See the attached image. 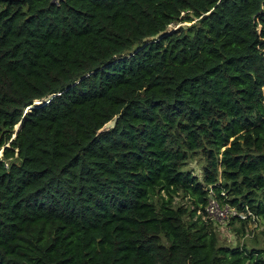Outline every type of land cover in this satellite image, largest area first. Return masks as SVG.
<instances>
[{
	"label": "trees",
	"instance_id": "trees-1",
	"mask_svg": "<svg viewBox=\"0 0 264 264\" xmlns=\"http://www.w3.org/2000/svg\"><path fill=\"white\" fill-rule=\"evenodd\" d=\"M0 152V264H264V0H0Z\"/></svg>",
	"mask_w": 264,
	"mask_h": 264
},
{
	"label": "rangeland",
	"instance_id": "rangeland-1",
	"mask_svg": "<svg viewBox=\"0 0 264 264\" xmlns=\"http://www.w3.org/2000/svg\"><path fill=\"white\" fill-rule=\"evenodd\" d=\"M188 24V22L175 23L169 25L167 29L171 30L178 26H186ZM185 168L190 169L191 172L196 176H200V162L196 158L187 162ZM218 206L220 205L218 204ZM205 212L206 215L213 221L211 224L218 235L219 243L233 245L244 242L247 246H261L263 244L264 234L261 233V230L264 229V227L262 225V221L257 222L256 220L252 219L246 220L244 227L245 234L241 236L238 232V228L240 227L239 221L237 219L234 220L230 218L232 216L231 212H227V210L223 208L221 213H219V210L215 207L208 209V212L205 210ZM206 215L204 214L203 218L207 217Z\"/></svg>",
	"mask_w": 264,
	"mask_h": 264
},
{
	"label": "built area",
	"instance_id": "built-area-1",
	"mask_svg": "<svg viewBox=\"0 0 264 264\" xmlns=\"http://www.w3.org/2000/svg\"><path fill=\"white\" fill-rule=\"evenodd\" d=\"M218 204H219L220 206H218ZM223 204H224V205H223ZM223 204H220V203H219L218 201H216L214 198L210 197V198H208L207 203H206L204 209L207 210V212H208V209H211L212 207H215V208H217V209L219 210V213H221V210H223V208H224L225 210H227V212H231V215H237V216H239V217H241V218L244 216L242 213H237V212H235L234 209L228 207L225 203H223ZM222 205H223V206H222ZM221 206H222V207H221ZM207 207H208V208H207ZM247 213L249 214L250 212L247 211ZM252 217H253V215H252Z\"/></svg>",
	"mask_w": 264,
	"mask_h": 264
},
{
	"label": "water",
	"instance_id": "water-1",
	"mask_svg": "<svg viewBox=\"0 0 264 264\" xmlns=\"http://www.w3.org/2000/svg\"><path fill=\"white\" fill-rule=\"evenodd\" d=\"M114 119H115V118H113L111 121L107 122V123L103 126V128H107V127H111V126H113ZM18 129H19V123H17V124L14 126V133L17 132ZM13 136H14V134H13ZM13 136H12L11 138H13ZM0 155H1V152H0Z\"/></svg>",
	"mask_w": 264,
	"mask_h": 264
},
{
	"label": "bare ground",
	"instance_id": "bare-ground-1",
	"mask_svg": "<svg viewBox=\"0 0 264 264\" xmlns=\"http://www.w3.org/2000/svg\"><path fill=\"white\" fill-rule=\"evenodd\" d=\"M34 105H37V104H34Z\"/></svg>",
	"mask_w": 264,
	"mask_h": 264
}]
</instances>
